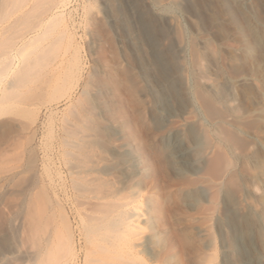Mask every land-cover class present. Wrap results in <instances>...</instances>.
<instances>
[{"label": "bare ground", "instance_id": "obj_1", "mask_svg": "<svg viewBox=\"0 0 264 264\" xmlns=\"http://www.w3.org/2000/svg\"><path fill=\"white\" fill-rule=\"evenodd\" d=\"M213 3L0 0V143L25 135L46 201L25 211L21 261L0 237V264H264L257 142L239 145L241 97L200 36L221 29ZM230 17L255 51L248 21ZM261 67L235 84H263Z\"/></svg>", "mask_w": 264, "mask_h": 264}, {"label": "rangeland", "instance_id": "obj_2", "mask_svg": "<svg viewBox=\"0 0 264 264\" xmlns=\"http://www.w3.org/2000/svg\"><path fill=\"white\" fill-rule=\"evenodd\" d=\"M258 1L257 0H243V1H241V0H230V3L223 6L222 4H220V0H211L212 3L214 2L213 6L216 4L215 5L216 10L215 11H217L216 14L219 16L218 18H219L222 30L219 29L220 33L217 32V35H218L217 38L213 37L212 35L210 36V34L203 33V32H202V35H200V36H202L203 38L211 39L213 47L218 52V56H219L220 61L222 60L221 64L224 67H226L225 69H228V71L231 70L230 72H228L226 70L227 71V78L229 80V83H231L230 84L231 87L233 86L232 87L233 92L235 91L234 94L241 97V101H242L241 102L242 108H241L240 116H239L237 122H238V124L243 126L242 127L243 131H245L244 133H246V134H243L240 137H238L237 141L239 142V145L244 150H248L249 146L252 144V142H253V144H255L257 142L254 150L256 149V150H258V152H256L257 154L255 153L256 155H254V158H255V160L257 159L256 161H258L259 164H261L260 165L261 168L259 170L260 171L262 170L261 172H263L264 171V168H263V166H264V142H263L264 141V133L262 134L259 129H261V127L263 126L261 119H262V117H264V107L263 108L260 107L261 108L260 109L259 107H257V106L253 107V105H252L257 100H264V83L259 84V83H257V81L255 83H254V81L252 82V80H256L257 76L260 75V72L262 69L261 63H262V60L264 58V51H263L264 50V22H263L264 21V13H263L264 10H261V6H260L263 3V1L262 0H258ZM219 8H220V10H219ZM174 11L178 12V14L181 16V17L179 16L181 24L184 27V29L188 32V34L190 33L189 36H194V35H192L193 32H192V30H190V27H189L187 21L185 20V17L188 14L186 12L184 13L183 9L181 7L174 9ZM236 13L240 17V19H242V17H243V19L244 20L246 19L249 23L248 29L253 31V36L255 37V39L259 43L258 48L255 51H253L251 49V44H250V41L248 40V38H246L245 35L243 33H241L238 30V28H236L235 23L230 22V19H231L230 16H232L233 14L236 15ZM225 37H227L228 39ZM237 49L241 50L239 57L235 58L234 61L233 60L230 61V59H232L231 55H233L234 51ZM224 61H225V63H224ZM229 73H230V75H229ZM246 74H247V76L249 75V77L252 80L247 81L244 85H242L240 87H239V85L237 86V84H235L236 79L238 77L240 78L242 76H245ZM241 94L243 95V97H246V98H243L241 96ZM259 111H261V112H259ZM218 113H219V111H218ZM257 114H258V116H257ZM222 115H223V113H221V116ZM260 116H261V119H260ZM22 121H24V120H22ZM258 135H259V137H258ZM19 136H21V137L24 136V137L21 138ZM17 139L22 140V141L18 142ZM9 140H10L9 142L3 143L4 144L3 148L1 147L3 144L0 143V148H1L0 152H2V153L4 152L5 156H6V159H5V156L2 157V158H4V160L0 159V163H1L0 164V233H1L0 237H2L3 235H6L7 237H10V240L13 242V244L18 246L17 248L15 247L14 253H16V252L17 253L15 254L16 256L15 255L14 256L16 257V261L19 262V261H21V258L23 256L24 252L27 250V248L29 249V244L31 242L30 240H28L29 236H28V232H27L29 230L28 224H29V218L30 217H27L26 215H28L29 213H31V214L35 213L36 210L34 211L32 208H34L33 205L37 203L36 208H39V210H37L36 217L41 216V214L45 213V211H46V210H44L46 201L44 203V200H43L44 198L42 197L43 192L39 191V189L38 190L34 189L35 183H36L34 180H36V176L38 174L37 172H38L39 168H37V169L34 168L33 170L32 169L29 170L30 168H27L28 167L27 161L29 159L28 155H29L30 150L27 149V151L23 152L22 149H20L21 146L23 145L24 141H25V145H26L27 140L25 138V135H11ZM11 140L12 141L14 140L15 142H12ZM39 142H40L39 140L36 141V143H35L36 146L34 145V148L36 149V151L38 150L37 154L40 157L42 155V151H41V148L39 147V145H40ZM9 143L14 144V145L13 146L9 145ZM16 145L17 146L19 145V146L17 147ZM257 145H259V146L257 147ZM25 147L26 146H24L23 148H25ZM6 149H7V151H6ZM8 150H9L10 154H8ZM11 151L12 152L15 151V152L12 153ZM16 151L17 152L19 151L18 152L19 157H18V154ZM21 152H23L22 155H21ZM15 154L17 156H15ZM10 157L13 159V162H12V159H10ZM16 160H18V161L16 162ZM6 164H7V166H6ZM19 165H21V167ZM38 166H40V165H38ZM18 167H19V169H18ZM9 169H11L12 172L16 171L18 169L17 170L18 173L16 176H13L12 178L9 177V180L4 179V177L5 176L7 177V174L10 173L9 171H6ZM260 171H258V172L261 173ZM30 194H32V195H30ZM29 195H30V197H28ZM24 197L26 199H24ZM35 197H36V199H35L36 203L34 202L35 200H33ZM41 197L43 199H41ZM31 200H33L32 202H34V204L31 203V205H30ZM27 201L29 202V204L27 203ZM65 202H66L65 199H63V204L66 207L67 214L69 215V217L71 216L70 219L72 221H74L72 218L73 216L71 215V213L69 211V206H68L67 202L66 203ZM41 204L43 205L44 208L41 207L42 206ZM28 205L32 206L31 209ZM38 206H40V207H38ZM29 209L31 211L33 210L34 212L33 211L30 212ZM26 210L29 211V212L27 211L28 214L25 212ZM42 210H44V211H42ZM39 213H41V214L39 215ZM31 214H30V216H31ZM77 238L78 237L76 235V239ZM19 239H20V241H19ZM22 241H24L23 244H22ZM21 247H22V249H21ZM24 247H25V249H24ZM16 250H18V251H16Z\"/></svg>", "mask_w": 264, "mask_h": 264}]
</instances>
